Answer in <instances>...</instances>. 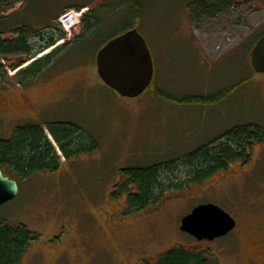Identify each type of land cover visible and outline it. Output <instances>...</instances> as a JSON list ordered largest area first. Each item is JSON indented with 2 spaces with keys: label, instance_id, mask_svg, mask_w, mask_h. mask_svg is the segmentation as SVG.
<instances>
[{
  "label": "rangeland",
  "instance_id": "rangeland-1",
  "mask_svg": "<svg viewBox=\"0 0 264 264\" xmlns=\"http://www.w3.org/2000/svg\"><path fill=\"white\" fill-rule=\"evenodd\" d=\"M135 1L141 19L136 28L151 51L156 86L140 97H123L103 83L93 55L101 41L130 30L135 15L124 5L127 0H45L51 5L45 6V13L84 12L76 24H68L71 32L65 30L66 39L54 48L74 43L84 17L95 11L100 26L94 42L83 48L88 53L64 58L49 78L28 87L20 86L14 76L34 60L12 71L2 63L8 79L0 82V140L11 138L17 128L38 125L63 161L58 171L19 181L18 196L0 208V221L25 226L38 236L21 264H134L142 257L158 259L173 243H187L179 229L182 215L204 203L217 204L242 228L264 221L262 142L249 148V162L234 161L228 170L182 193L181 200L176 196L154 214L140 213L143 220L111 229L126 219L120 214L122 198L112 195L123 170L173 159L180 165L182 157L231 130L245 125L264 129V74L252 69L251 53L246 52L264 33V0H236L226 13L199 24L190 19L194 0ZM39 6L38 1L32 5ZM79 6L86 8L78 10ZM20 9L23 6L16 5L10 12ZM158 88L180 99L216 95L228 88L232 93L216 105L202 106L159 100L152 96ZM52 123L81 127L98 149L65 161L47 130ZM256 237L250 229L243 240L253 242ZM58 249L63 254L54 252ZM245 255L237 264H246Z\"/></svg>",
  "mask_w": 264,
  "mask_h": 264
},
{
  "label": "trees",
  "instance_id": "trees-1",
  "mask_svg": "<svg viewBox=\"0 0 264 264\" xmlns=\"http://www.w3.org/2000/svg\"><path fill=\"white\" fill-rule=\"evenodd\" d=\"M37 1L42 6L33 9L32 5ZM235 4L236 0H194L190 5V19L199 24L205 18L213 19L219 14L226 13ZM16 5H22L23 9L10 12ZM124 5L135 15L130 29L136 28L141 23L136 1L127 0ZM45 6L51 5L45 4V0H0V82L8 79V69L5 70L3 64L8 63L12 71L34 60L14 76L20 86L28 87L37 80L49 78L64 58L88 53L83 48L94 42L100 26L95 11L92 10L84 17L82 32L74 43H65L54 48L60 41L66 39L67 34L59 23V17L65 10L49 14L45 13L47 10ZM83 8L86 7H77L78 10ZM74 20L73 16L68 17L65 24H71ZM117 36L101 41L93 55H97L105 44ZM263 36L264 33L248 44L246 48L248 55ZM50 49L53 51L47 54ZM45 52L46 54L37 59ZM153 81L147 91L153 84L156 87L155 80ZM246 82L245 79L244 84ZM231 90L228 88L224 92L207 97L201 95L180 99L158 88L152 96L172 103L208 106L216 105L228 98ZM47 130L65 161L93 153L98 149L92 137L79 126L52 123L47 125ZM45 131L41 126L30 125L17 128L11 138L0 140V168L5 175L19 182L38 173L55 172L60 169L63 161L57 153V148L48 140ZM262 142L264 129L245 125L188 153L180 159V165L173 159L171 162H162L145 168H127L123 170L127 180L118 185L114 197L129 193L130 186L136 185L139 195L131 199L135 208L142 209L167 191L183 190L191 183H204L217 173L228 170L234 161L249 162L251 157L249 148ZM37 239V234L25 226H12L0 221V264H21L32 242ZM144 264H206V261L197 253L177 248L165 252L155 263Z\"/></svg>",
  "mask_w": 264,
  "mask_h": 264
},
{
  "label": "water",
  "instance_id": "water-1",
  "mask_svg": "<svg viewBox=\"0 0 264 264\" xmlns=\"http://www.w3.org/2000/svg\"><path fill=\"white\" fill-rule=\"evenodd\" d=\"M252 69L264 74V36L251 51ZM100 79L118 94L127 98L143 95L151 86L154 61L149 46L137 28L131 29L105 44L96 57ZM19 183L0 168V208L14 200ZM236 226L235 219L215 204H202L182 220L181 229L199 240L226 236Z\"/></svg>",
  "mask_w": 264,
  "mask_h": 264
},
{
  "label": "flooded vegetation",
  "instance_id": "flooded-vegetation-1",
  "mask_svg": "<svg viewBox=\"0 0 264 264\" xmlns=\"http://www.w3.org/2000/svg\"><path fill=\"white\" fill-rule=\"evenodd\" d=\"M126 180L127 179L123 174L121 177V180L114 187V190L112 192L113 197L116 196L115 194L118 189V185L121 184L122 182H126ZM193 185H199V184L191 183L183 190L167 191L162 196L161 195L158 196L154 201H152L151 203H149L146 207H143L142 209L135 208L133 204V201L131 198L133 196H138L139 190H137L136 185H131L129 193H124L120 197L113 198V199L122 198L125 207L123 206V209L120 210V214H123L126 217V219L119 220L118 221L119 223L111 227V229H113L114 231H117L118 229H122V227L124 226L129 227L132 224L139 222L140 221L139 219L143 220L144 216L142 215L140 216V213L146 214L147 211L150 213L149 210H151L152 211L151 213L154 214L155 212L158 211L159 207L163 208L165 205L173 202L176 196H178V199L176 200H181L179 197L182 196V193H184L185 191H188ZM204 204H210V203H204ZM212 204H215V203H212ZM198 206L199 205L192 207L191 210L183 214L182 220L185 216L190 215L192 211ZM117 213H118L117 211H114L112 214H117ZM233 218L236 221L235 228L230 233H228L226 236L218 237L213 240H210V239L199 240L194 235L183 231L181 229L182 227V220H181L180 225H179L180 232H182V234L187 237L186 240H182V241H185L187 243L180 242V241H178V243L177 242L173 243L171 246L173 248H171L170 250L182 248L184 250H187L188 252L197 253L205 259L206 264H226L227 263L225 261L226 259H229L231 262H233V264H237L239 261L240 255L243 253L246 254L245 255L246 264H264V221L242 228L241 226H239L238 219H236L235 217ZM129 219H131L132 221L135 220L136 222L131 223L129 222L130 221ZM250 229H252L255 235L258 236L256 237L257 240L253 242H245L243 240V236L247 235V231ZM234 234H236L237 236L235 238H232ZM54 252H59L60 254H63L61 249L55 250ZM163 254H161L159 258ZM152 257L153 256L142 257L137 263H134V264H144L145 262L155 263L159 259V258L155 259Z\"/></svg>",
  "mask_w": 264,
  "mask_h": 264
},
{
  "label": "built area",
  "instance_id": "built-area-1",
  "mask_svg": "<svg viewBox=\"0 0 264 264\" xmlns=\"http://www.w3.org/2000/svg\"><path fill=\"white\" fill-rule=\"evenodd\" d=\"M82 12H68V13H66V14H64L61 18H60V22H61V24L63 25V27L67 30V31H69V32H71L70 31V27H69V25H67V24H65V19H67L68 17H74L75 18V20H74V22L72 23V24H70L71 25V27L74 25V24H76V21L77 20H79V19H81V17H82ZM69 27V28H68Z\"/></svg>",
  "mask_w": 264,
  "mask_h": 264
}]
</instances>
